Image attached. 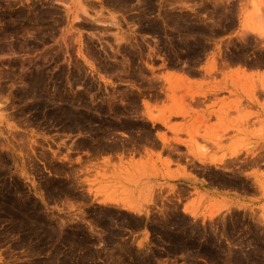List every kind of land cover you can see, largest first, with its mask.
Listing matches in <instances>:
<instances>
[{
    "label": "rangeland",
    "instance_id": "374dc122",
    "mask_svg": "<svg viewBox=\"0 0 264 264\" xmlns=\"http://www.w3.org/2000/svg\"><path fill=\"white\" fill-rule=\"evenodd\" d=\"M262 4L0 0V264H264V82L246 74L264 67V28H238ZM209 57L245 83L226 114L245 137L211 161L147 159L195 113L162 108L160 74ZM200 183L259 201L211 200V221L193 220L180 209Z\"/></svg>",
    "mask_w": 264,
    "mask_h": 264
},
{
    "label": "crops",
    "instance_id": "0c3cea01",
    "mask_svg": "<svg viewBox=\"0 0 264 264\" xmlns=\"http://www.w3.org/2000/svg\"><path fill=\"white\" fill-rule=\"evenodd\" d=\"M263 2V8H259V15L256 21L251 22L253 11L251 6L246 10L241 7L238 28H264V0H245ZM260 41V36L255 35ZM211 57L207 58L203 65L196 72H177L165 70L160 74L161 81V106L166 110L181 105L193 110L195 113L190 119H171L165 123L161 135H166L167 145L159 140L157 149H150L147 159L160 161H211V145H230L235 139L245 137L244 129L233 135L230 131L231 121H228L226 114L233 108L232 95L235 98H243L244 92L233 89L232 82L236 73L224 72L211 74ZM236 71V69H234ZM259 73V78L264 82V67L246 72L247 75ZM104 79H112L114 75L99 74ZM213 82V83H212ZM182 89H181V88ZM241 91V92H240ZM243 107V106H242ZM247 110L241 108L240 112ZM259 110V108H257ZM239 112V111H237ZM259 112H264V104L260 106ZM213 115V119L212 116ZM224 122L220 123L219 119ZM212 119V120H211ZM246 129V128H245ZM242 133V134H240ZM244 134V135H243ZM162 139V138H161ZM263 144L264 141L255 142ZM137 160V159H136ZM135 160V161H136ZM185 165L172 168V171L182 172ZM190 167H187L189 170ZM191 189V199L181 204V213H184L193 220L200 222L211 221V200L217 201L222 206L220 212L230 209L247 210L256 207L258 197L248 198L241 195L231 196L215 192L211 185L199 184ZM201 200V203H200ZM187 208V212L185 211ZM195 214V217L192 216Z\"/></svg>",
    "mask_w": 264,
    "mask_h": 264
},
{
    "label": "bare ground",
    "instance_id": "6f19581e",
    "mask_svg": "<svg viewBox=\"0 0 264 264\" xmlns=\"http://www.w3.org/2000/svg\"><path fill=\"white\" fill-rule=\"evenodd\" d=\"M240 85H241V86H240L239 88L244 92L245 83H244L243 79L240 80ZM252 88H253V87H252ZM252 90H253V89H252Z\"/></svg>",
    "mask_w": 264,
    "mask_h": 264
}]
</instances>
